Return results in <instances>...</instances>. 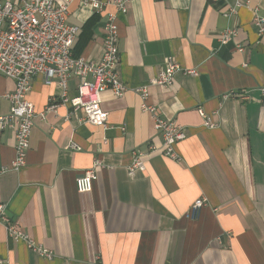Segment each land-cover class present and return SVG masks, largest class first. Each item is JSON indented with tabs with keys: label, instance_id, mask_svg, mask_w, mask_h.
Instances as JSON below:
<instances>
[{
	"label": "crops",
	"instance_id": "1",
	"mask_svg": "<svg viewBox=\"0 0 264 264\" xmlns=\"http://www.w3.org/2000/svg\"><path fill=\"white\" fill-rule=\"evenodd\" d=\"M250 1L264 17V0ZM230 3L129 0L126 13L116 14L119 80L139 87L168 57L179 64L170 85L147 87L146 101L158 117L184 129L173 157L163 153V139L136 92L101 93L108 113L102 127L85 122L80 109H49L59 102L60 87L32 77L27 98L34 125L17 170L9 168L13 132L0 130L2 213L32 245L9 238L0 218V264H264V35L252 22V6L225 16ZM108 13H116L112 5L98 13L71 1L67 21L79 29L74 57L99 61ZM226 28L237 35L221 45ZM77 82L68 81L71 94ZM13 88L0 74V115L9 109L3 94ZM137 154L145 168L131 176ZM94 161L92 190L78 192L76 177ZM198 199L204 206L189 215Z\"/></svg>",
	"mask_w": 264,
	"mask_h": 264
},
{
	"label": "built area",
	"instance_id": "2",
	"mask_svg": "<svg viewBox=\"0 0 264 264\" xmlns=\"http://www.w3.org/2000/svg\"><path fill=\"white\" fill-rule=\"evenodd\" d=\"M72 0H0V74L13 80L14 88L3 96L9 102L8 112L0 115V130L9 129L14 137V159L11 169L21 168L26 161L29 149V137L34 125V107L27 95L31 89V80L35 75H41L45 84L57 85L61 89L58 103H51L48 108L55 109L57 105H67L71 111L80 109L83 120L92 125L106 127L108 113L102 108L101 93L110 90L114 96L121 97L128 90L136 92L141 99L140 108L153 118V128L163 139V153L174 156L173 146L184 139L185 132L181 125L157 116L156 108L148 104L149 85L168 86L174 73L180 68L172 57L165 60L164 67L154 75L146 85L130 87L117 75L119 62L117 13H126V3L129 0H79L83 5H89L94 11L101 12L107 5H112L116 13H108L103 27V51L98 62L88 61L82 56L74 57L72 46L78 33V26L67 21L68 7ZM242 6L250 7V0H231L225 16H232ZM253 11L252 22L259 35H264V17ZM236 29H224L219 36V43L226 44L235 39ZM236 50L245 52L244 44L237 43ZM245 66V65H244ZM186 73L197 76L195 69H186ZM73 77L78 82L73 94L68 88V81ZM199 114L205 119V125L213 127L214 122L206 117L202 109ZM69 147L78 149L74 143ZM135 155L128 167L129 175L136 170L143 171L145 166ZM99 161H94L92 167L76 177L75 186L78 192L92 190L96 178L95 167ZM5 167L2 169L4 170ZM204 206V199L192 203L189 215ZM4 205L0 204V218L9 238L24 240L32 245V240L18 224L11 222L3 215ZM41 254L50 257L45 250Z\"/></svg>",
	"mask_w": 264,
	"mask_h": 264
}]
</instances>
